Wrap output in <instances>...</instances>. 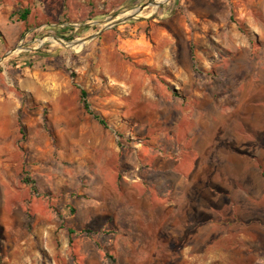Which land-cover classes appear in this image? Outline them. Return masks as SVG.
<instances>
[{"label": "rangeland", "instance_id": "rangeland-1", "mask_svg": "<svg viewBox=\"0 0 264 264\" xmlns=\"http://www.w3.org/2000/svg\"><path fill=\"white\" fill-rule=\"evenodd\" d=\"M40 2L0 50V264H264V0Z\"/></svg>", "mask_w": 264, "mask_h": 264}, {"label": "crops", "instance_id": "crops-1", "mask_svg": "<svg viewBox=\"0 0 264 264\" xmlns=\"http://www.w3.org/2000/svg\"><path fill=\"white\" fill-rule=\"evenodd\" d=\"M39 1H41L40 3L47 2L51 4L53 0ZM34 3L35 0H8L5 5H2L3 8H0V50H2L8 44L13 43V41H16L22 25L28 23L29 16L32 13V9H34ZM4 6L6 8H4ZM25 7L31 8V12L27 17V20L12 21L11 14L16 10H20ZM59 26H62V24ZM28 34L29 32L27 31L24 36ZM6 135L7 134H3L0 129V192L2 191V188H5L6 193L11 194L10 196L12 197V195H17V191L15 188L17 186L16 182L18 177L16 171L19 165V159L18 152L13 147L12 140L8 139ZM5 137L8 140H5ZM13 171L15 172V186H13V184L11 183V180H13ZM16 214L17 213L14 212L12 208H10L8 212L0 211V227L3 230V234H9L12 232V227L8 226V222L11 221L12 218L16 216Z\"/></svg>", "mask_w": 264, "mask_h": 264}, {"label": "trees", "instance_id": "trees-1", "mask_svg": "<svg viewBox=\"0 0 264 264\" xmlns=\"http://www.w3.org/2000/svg\"><path fill=\"white\" fill-rule=\"evenodd\" d=\"M30 12H31V8L30 7H25L23 9L16 10V11H14L11 14V19L20 20V21H26L27 17L30 14ZM44 56H45V54L43 52V48L42 49H38V50L32 52V55H30L31 59L26 61L25 64H26V66L31 67L35 63V59L36 58H42ZM80 101L82 102L84 108L86 110L90 111L89 110V104H88V101H87V93L83 89H80ZM90 113H92V112L90 111ZM94 117L96 119H98V121H100V123L105 125V123H104V121H103V119L101 117H99L98 115H95ZM23 181H24V183L28 182V180H23ZM86 232L90 233L89 230H87Z\"/></svg>", "mask_w": 264, "mask_h": 264}]
</instances>
